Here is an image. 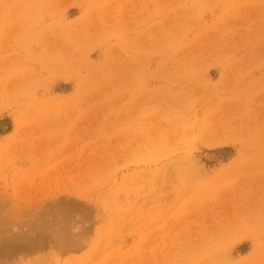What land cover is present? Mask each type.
Here are the masks:
<instances>
[{"label":"rangeland","instance_id":"rangeland-1","mask_svg":"<svg viewBox=\"0 0 264 264\" xmlns=\"http://www.w3.org/2000/svg\"><path fill=\"white\" fill-rule=\"evenodd\" d=\"M0 264H264V0H0Z\"/></svg>","mask_w":264,"mask_h":264}]
</instances>
